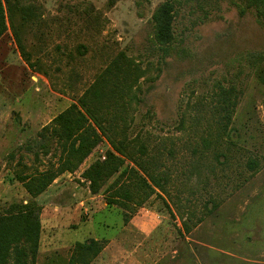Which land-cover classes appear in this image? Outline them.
Segmentation results:
<instances>
[{
    "label": "rangeland",
    "instance_id": "374dc122",
    "mask_svg": "<svg viewBox=\"0 0 264 264\" xmlns=\"http://www.w3.org/2000/svg\"><path fill=\"white\" fill-rule=\"evenodd\" d=\"M15 1L34 14L18 30L28 61L13 35L20 23L13 13L11 65L0 62V214L30 199L15 178L18 168L45 169L57 162L54 143L50 153L35 150L36 156L25 144L123 51L145 69L137 91L142 99L130 111L129 135L139 136L158 158L157 171L166 178L164 193L156 187L157 194L141 205L112 206L127 213V221L145 208L155 211L160 222L145 238L125 232L122 246L107 249L89 264H264V24L255 9L244 0H171L174 36L160 45L152 14L165 0ZM230 86L235 105L222 133L217 129L221 92ZM19 102L33 121L16 111ZM108 148L103 139L77 169L72 186L79 184L81 195L71 197L69 190L70 210L92 195L80 174L86 165L104 160ZM250 159L257 162L254 170L247 167ZM129 178L120 177L118 185L131 186ZM115 179L97 193L100 205ZM49 198L36 199L41 213L54 207ZM76 211L82 220L91 217ZM89 222L66 228L62 236L82 241L88 233L122 226L116 209L95 214Z\"/></svg>",
    "mask_w": 264,
    "mask_h": 264
},
{
    "label": "trees",
    "instance_id": "16d2710c",
    "mask_svg": "<svg viewBox=\"0 0 264 264\" xmlns=\"http://www.w3.org/2000/svg\"><path fill=\"white\" fill-rule=\"evenodd\" d=\"M2 2L8 19L12 18L13 13L19 14L20 23L13 29V35L20 54L28 61L20 44L18 30L32 17L34 11L19 1L12 4L11 0H0V35L6 29ZM244 2L246 7L255 9L256 15L264 24V0ZM173 16L174 6L171 0L161 2L153 11V34L160 45H168L173 39ZM144 75L145 69L136 60L123 51L118 52L74 102L56 114L40 128L36 138L25 144L26 151L33 150L36 156L35 150L43 154L50 153L51 144L54 143L55 149L59 151L57 162L45 169L22 166L16 171L15 178L23 185L30 199L26 203L11 204L5 213L0 214V264H36L42 227V206L36 201V197L59 175L76 171L103 139L110 146L105 152L104 160L93 161L80 174L84 180L89 181L92 194L98 193L113 175L117 179L107 186L108 196L105 198L110 206L119 205L128 209L133 207L132 204L141 205L156 193V187L164 193L163 181L166 176L157 171L158 158L148 153L139 136L130 137L128 132L133 102L142 99L137 91ZM222 90L223 105L220 108L223 114L217 129L223 133L231 122L235 96L231 86ZM17 165H20L19 162ZM256 166V160L247 161L249 169L254 170ZM126 175L133 177L132 185H118L120 177ZM123 215L127 221L129 215ZM182 225L188 231L191 228L184 219ZM103 243L102 240L93 238L76 242L68 264H89L103 249Z\"/></svg>",
    "mask_w": 264,
    "mask_h": 264
},
{
    "label": "crops",
    "instance_id": "0c3cea01",
    "mask_svg": "<svg viewBox=\"0 0 264 264\" xmlns=\"http://www.w3.org/2000/svg\"><path fill=\"white\" fill-rule=\"evenodd\" d=\"M2 7H3V15H4V24L6 29L0 35V62L1 59H4L5 64H7L6 67H9L11 65V61L8 60L11 54V26L9 23V19L7 18L6 8L3 2H2ZM0 23H1V17H0ZM2 102L5 103L4 100H2ZM2 105L6 106L4 104ZM12 105L13 104L11 103V107H13ZM43 105L44 107H47L46 106L47 102H44ZM17 106H19V108H17L16 111L20 112V116L24 120L29 119L30 121H33L31 118L32 114L31 112H28V108L25 107L26 105L24 104V102H19ZM32 113L34 114L35 112ZM40 116L41 113H39L38 117ZM87 166L88 165H86L85 167ZM79 168L81 167L79 166ZM79 173L80 172L76 170L74 172H65L59 175L54 179V181L47 187L45 191H43L41 194H39L36 197V199L39 201L51 197L49 198V200L54 204V207L52 209L44 207L43 212L41 213V221H43V219H47L48 222H46L45 224L42 223L40 238H39V247L36 256V264H68L69 257L72 253L74 244L76 242H83L90 238L96 240H102L104 242L103 249L99 253L100 256L107 249L110 248L114 249L122 246L126 242V239L121 237L122 235H125V232L128 233L130 232L135 234L136 236H141L145 238L150 236L153 233V231L157 229L159 225L160 220L158 218L157 213L153 210H149L145 208L140 210L142 211L141 213H139L140 215L137 214L131 217L127 221L128 224L124 225L123 221L125 220L123 215L124 213L122 212V210L115 208V206L112 205L110 206L107 203H103L100 205L99 203L101 199H99L98 197L99 195H97V193L92 195L90 194L78 200L76 204H74V207L72 206L73 210H70V206L68 204L69 196L67 195L69 190H72L71 197H76L77 195L78 196L81 195L80 189L82 187L79 184L72 186L73 185L72 183H74L72 180L74 179V177H79ZM80 180L84 181V179L81 176H80ZM23 191L24 193L22 195L28 196L25 189ZM86 191L89 192L88 189ZM54 199H56L55 202H53ZM74 200L75 199H72V201ZM77 209L79 210L83 209L85 213L88 212L89 214L91 213L90 214L91 217H89V219L82 220V218L79 217V214L76 213ZM107 209H116L122 218V226L116 229L115 232L107 233L106 231H104L103 233H98V234L88 233V235H86V237L82 241H73V242L66 240L62 236V233L66 228L67 229L75 228L79 226L81 222L84 223L89 222L90 220H92L95 214L104 212ZM43 215L46 218H42ZM51 224H54L51 226L52 228L49 226Z\"/></svg>",
    "mask_w": 264,
    "mask_h": 264
}]
</instances>
